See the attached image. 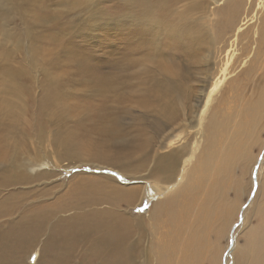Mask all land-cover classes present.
Wrapping results in <instances>:
<instances>
[{"label":"bare ground","instance_id":"obj_1","mask_svg":"<svg viewBox=\"0 0 264 264\" xmlns=\"http://www.w3.org/2000/svg\"><path fill=\"white\" fill-rule=\"evenodd\" d=\"M211 2L214 7L208 10L206 18V13L198 18L202 22L207 20L206 24L202 23L195 35H187L182 48L185 56L193 48H202L207 56L214 47L215 68L196 83L192 94L194 101L189 111H183L186 119L177 123V110L174 109L160 116L166 120L163 123L165 132L162 128L164 133L153 144L155 153L152 156L113 153L105 142L97 144L98 149L88 144L86 153H89L80 156L78 149L84 145L75 131H71L74 127L66 129L65 120L49 111L58 106L54 96H58V92L46 95L29 122L22 121L27 109L24 104L20 106V95L0 105V264H32L34 260L29 262V259L33 254L36 259L33 264H143L138 256L144 254L156 256L157 264H190L189 253L205 238L207 219L216 215L221 203L227 201L225 193L232 185L230 171L234 165L231 144L240 135L252 134L250 129L240 131V123L246 121V116L234 118L232 122L226 120L228 116L218 119L215 110L224 95L237 91L239 72L243 70L247 74L256 67V56L260 59L256 69H264V50L260 53L264 46V0ZM157 6L158 10L154 11ZM128 8H135L145 21L158 24V30L164 31H167L164 18L190 16L192 11L199 9V13L202 12L198 0H132ZM186 27L190 33L197 24H186ZM137 33L135 31L134 35ZM133 48L135 52L139 50L137 44ZM261 75L264 81V71ZM171 79L154 81L158 92L155 97L152 93L155 99L161 101L169 96L176 87L174 84L178 83L175 78ZM225 84L227 88L221 90ZM259 86L263 89L261 96L255 102L252 100V107L248 103L244 106L254 115L247 121H254L263 105L264 83ZM45 106L48 109H44ZM102 122L104 133L110 123L108 120ZM27 124L34 130L36 140L29 139L25 131ZM48 126L52 131L47 130ZM222 132L224 134L220 135ZM219 135L222 137L220 143L217 142ZM150 138L153 139L152 135ZM119 141L122 139L117 138L116 144L120 145ZM143 143L138 145L141 151ZM41 153L48 156H41ZM240 156V165L249 164V147ZM81 164L95 166L92 172L97 174L84 171L85 174L77 176L80 178L72 188L57 195L64 198V206L57 205L56 197L51 202L30 203L25 208L21 204L16 216L4 218L14 211L7 203L17 190L34 187ZM197 172L201 179L193 183ZM115 175H119L121 181ZM189 179L191 183L187 182ZM41 195L48 194L42 191ZM143 198L149 201V208L152 205L147 216L130 213ZM155 240L157 243H153ZM234 249L227 252L226 258L222 257L221 264L233 262L229 255H234ZM240 252L251 255V264H264V238L250 242Z\"/></svg>","mask_w":264,"mask_h":264},{"label":"rangeland","instance_id":"obj_2","mask_svg":"<svg viewBox=\"0 0 264 264\" xmlns=\"http://www.w3.org/2000/svg\"><path fill=\"white\" fill-rule=\"evenodd\" d=\"M198 1L202 12L199 13V9L192 11L190 16L164 18L167 28L164 31L158 30V24L145 21L135 8L130 10L128 6L132 0H0V105L20 95V106L24 104L27 109L22 121L29 122L32 120L31 115L37 114L35 110L42 105L46 95L58 92V96L54 95L58 106L49 111L56 112L55 116L59 115L65 120L66 129L74 127L75 130L71 131H75L84 145L78 149L80 156H87L88 144H92L90 148L94 146L98 149L97 144L104 142L109 144L113 153L152 156L155 153L153 144L165 132L163 123L166 120L160 116L166 110L174 109L177 110V123L186 119L183 111H189L194 101L192 94L197 88L196 83L203 76H209L215 68L217 54L214 47L207 56L202 48H193L189 54L183 55L184 38L195 35L201 24H206L207 20L202 22L198 18L201 13L202 17L206 13V18L208 10L214 7L211 0ZM157 10L158 6L154 11ZM186 24H197V27L189 33ZM210 24L214 26L213 22ZM135 31L138 33L134 35ZM135 44L139 46L137 52L133 48ZM263 50L264 46L260 53ZM259 63L260 59L256 56V67L253 66L247 74L243 70L239 72V82L235 85L237 91H229L224 95L215 110L218 119L228 116L226 120L232 122L234 118L246 116V121L240 123V131L250 129L252 134L240 135L231 144L234 165L230 171L232 185L225 193L227 201L221 203L216 215L207 219L205 238L189 253L190 264H221L222 257L226 258L232 247H235V252L229 255L230 259L233 258L230 264H251V255H243L240 251L250 242L264 238V102L254 121H247L254 115L247 108L244 109L247 103L252 107V100L255 102L263 92L259 85L264 83L261 75L264 69H256ZM170 78H175L174 81L179 84H174L176 87L167 98L161 101L155 99L158 92L154 88V81L159 79L167 82ZM226 88V84L221 86V90ZM188 90H191L189 96ZM106 120L110 125L108 129L105 128L107 132L104 129L103 133L102 121ZM46 123L49 124L48 121ZM73 123L74 126H71ZM47 130L50 132L52 128L48 126ZM25 131L29 133L30 140H36L34 130L28 124ZM220 135L217 138L219 143L222 140ZM117 138L122 139L118 142H121L120 145L115 142ZM139 143H143L145 152L139 149ZM246 147H249L250 162L240 165V154ZM92 169H96L95 166L81 164L50 180H43L34 187L17 190L7 203V207L14 211L4 218L16 216L21 204L25 208L30 203L55 200L57 195L74 186L80 178L77 176L86 171V174H97ZM199 173L194 175L196 178L193 183L201 179ZM115 176L120 180L119 175ZM187 182L191 183L190 179ZM42 191L48 195L42 196ZM63 200L59 196L55 201L58 206H64ZM148 202L143 198L129 212L147 216L152 206L149 208ZM223 248L225 251L220 255ZM32 257L29 262H35V257ZM138 257L143 264H157L158 261L154 255ZM222 264H226L225 261Z\"/></svg>","mask_w":264,"mask_h":264},{"label":"snow or ice","instance_id":"obj_3","mask_svg":"<svg viewBox=\"0 0 264 264\" xmlns=\"http://www.w3.org/2000/svg\"><path fill=\"white\" fill-rule=\"evenodd\" d=\"M142 210V209H141Z\"/></svg>","mask_w":264,"mask_h":264}]
</instances>
